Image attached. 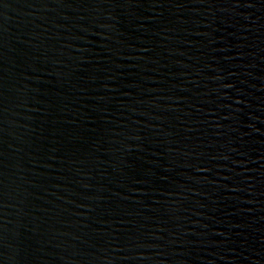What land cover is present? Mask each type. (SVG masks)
I'll list each match as a JSON object with an SVG mask.
<instances>
[{"label": "water", "instance_id": "95a60500", "mask_svg": "<svg viewBox=\"0 0 264 264\" xmlns=\"http://www.w3.org/2000/svg\"><path fill=\"white\" fill-rule=\"evenodd\" d=\"M0 264H264V0H0Z\"/></svg>", "mask_w": 264, "mask_h": 264}]
</instances>
